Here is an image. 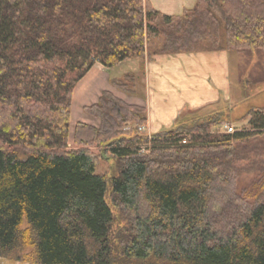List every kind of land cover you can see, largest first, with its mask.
I'll list each match as a JSON object with an SVG mask.
<instances>
[{
    "label": "trees",
    "instance_id": "1",
    "mask_svg": "<svg viewBox=\"0 0 264 264\" xmlns=\"http://www.w3.org/2000/svg\"><path fill=\"white\" fill-rule=\"evenodd\" d=\"M200 51L245 57L240 83L264 84V0H197L181 16L148 0H0L1 259L264 264V107L242 117L247 130L210 134L227 118L216 112L144 153L147 134L124 128L146 126V108L104 91L83 108L100 124L70 138L74 90L96 61ZM135 79L113 84L132 94ZM182 133L185 146L163 142Z\"/></svg>",
    "mask_w": 264,
    "mask_h": 264
},
{
    "label": "rangeland",
    "instance_id": "2",
    "mask_svg": "<svg viewBox=\"0 0 264 264\" xmlns=\"http://www.w3.org/2000/svg\"><path fill=\"white\" fill-rule=\"evenodd\" d=\"M150 50L154 51L155 48L154 49L150 48ZM193 53H196V52H193ZM193 53H190V54H193ZM139 58L140 57L132 58L114 67L105 66L106 69H103V70L100 69L98 65L95 67L93 66L92 69L85 75L87 77L85 78V81L81 84V86H83V84H85L86 82L89 83L90 88L94 89V93H90L92 94L93 98L96 96L95 91H97L98 89L101 90L104 86L106 87L105 88L106 90L104 91H110L114 95L115 93L113 91L118 92L119 94H122V95H125L126 93L130 94L114 86L113 81L117 79H122L127 73H133L132 71H134L135 73L133 74H135V77H136L135 85H134L135 92L137 91V93L140 94V96L142 97L141 91L143 90L147 92V90H145L144 87H146V89L148 87L144 85L146 80L144 81V72H142L144 70L143 61H141V59ZM167 58L168 57H162V58L156 59V62L160 66L162 67L166 66V68L168 67L169 69H166V70L162 69V71L160 70L162 73L158 76L159 78H157L156 81H158V83L160 84L164 82V86L160 85V87H158V90L163 89L161 91L162 93L156 92L154 96L158 100L157 104L160 105L159 108L160 109L163 108V110H160V112L158 113V116H159L158 121H161V122L170 121V125L159 127L158 130L154 131L150 127L149 125L150 123L148 121V124L141 130L143 131L142 134L144 135L150 134V136L147 135L148 144L138 145V146H141L142 151L144 153L150 150L151 147L154 145V142H155L154 136L157 133L163 132L165 130H170L175 127L183 126V125L192 126L194 123L196 124L197 122L205 121V118L207 116L212 115L216 112H223L224 116L227 118L226 119L223 118L222 121H217L215 124H213V126L210 128V131H209L210 134L221 135L224 133H228L226 132L224 123L228 124L229 126L228 128L232 127L234 131L247 130L249 128L248 126L249 119L241 120L242 117L251 108L264 106V84L250 85L244 88L242 84L240 85L238 84L236 80V75L234 74L232 75L230 73L231 79L229 81V90H232V95H231L232 97L228 101L227 99L229 97L226 91H223L220 89L215 90L216 86H213V85L211 86V88L207 86L206 78L210 81L211 78L213 79L216 76L215 75L216 71L212 69L211 64L204 63V67L197 68L194 63H192L191 65L189 63L187 64L183 63V65H187L185 66L186 72H183V71L178 72L177 70L179 66L177 65L178 67L172 68L171 63L166 62ZM240 58H241L242 63H244V66H241V67H243L244 73H246V71H248L251 68V65L250 64L246 65L247 61L245 57L240 56ZM136 59H139V60H136ZM152 65H156V64L155 63L147 64L148 73H150L149 72L150 66ZM172 69H176L177 72L174 74V71ZM260 73L262 72L260 71ZM260 73L259 75H261ZM161 77L163 78L162 81L160 79ZM98 84H101L102 86ZM96 85H98V87ZM189 90H190V95H185V94H188ZM152 91L155 92L153 88H150L151 93ZM183 91H186V92L184 93ZM241 91L242 93H240ZM203 97H204L205 102L202 103L201 100L203 99ZM73 98H74V94H73ZM221 99L228 101V103L224 104L221 101ZM135 101L137 102L138 100L136 99ZM138 102H141V101H138ZM90 103H87V104H90ZM84 105L85 104L81 103L80 97L78 95L75 98L74 102H72L71 121H70V138L71 139H73L74 132H75V126L78 122H84V123L92 124L95 126H98L100 124V119L98 117L91 116L83 110ZM228 121H231V123L229 124ZM139 126L141 127V125ZM139 126L134 125V124H129L125 126L124 132L127 133L128 131H132V129L139 127ZM190 140H191L190 136L188 137V135H184L182 133L175 137L169 138L168 140H165L163 142L172 143L173 145H176V146H185L187 143L190 142ZM70 146L73 147V144L71 143ZM108 154L112 155L111 153H108ZM260 160L263 161V163L260 165H264V159H260ZM253 161L254 159L250 160L249 162H253ZM243 164L245 165L246 163H243ZM99 168L102 172L111 174L112 163L108 159H105V160L102 159L100 161ZM242 175L243 176L241 177L240 185L247 186L250 180L249 177L254 176L255 173L248 172V173H243ZM0 263L1 264H29V263H25L21 261L14 262V261H10L9 259L6 260V259H1V258H0Z\"/></svg>",
    "mask_w": 264,
    "mask_h": 264
},
{
    "label": "crops",
    "instance_id": "3",
    "mask_svg": "<svg viewBox=\"0 0 264 264\" xmlns=\"http://www.w3.org/2000/svg\"><path fill=\"white\" fill-rule=\"evenodd\" d=\"M148 1L153 5V7L156 10L160 11L163 14L170 15V16L171 15H174V16L183 15L186 10L193 9L196 5V2H197V0H148ZM162 57H168L166 62L171 63L172 68L179 66V68L177 70L178 72H181V71L186 72L185 66H187V65H183V63H185V64L189 63L190 65L192 63H194L197 68L198 67H204V63L211 64L212 69L216 71V74H215L216 76L213 79L211 78L210 81L206 78L207 86L209 88H211V86L213 85V86H216L215 90L220 89V90L226 91L228 94V97H229L227 99L228 101L232 97L231 96L232 90H229V81L231 79L230 73L232 75L233 74L236 75V80H237L238 84L239 85L241 84L240 83V76H239L240 75L239 74V65L241 62V58L238 54H236V53L234 54L233 52H229V51H221V52L200 51V52H196L193 54H190V53H181V54H174V55H172V54L171 55L170 54L169 55L168 54H164V55L155 54L152 57H149V55L146 54L145 57L144 56H143V58L140 57L139 59H141V61H143V69L144 70L142 72H144V81L146 80L144 85H146L148 87L147 89H146V87H144V89L147 90V92L142 90L143 91V92L141 91L142 97L140 96V94L137 93V91L135 93H132V95H130L131 93L130 94L126 93L127 95L126 94L122 95V94H119L118 92H115V91H113V92L115 93V95L122 98L123 100H125L128 103L145 107L147 110L148 121L150 123L149 125L152 128V130H154V131L158 130L159 127L170 125V121H167V122L158 121V119H159L158 113L160 112V110H163V108H161V109L159 108L160 105L157 104L158 100L154 96L156 92L162 93L161 91L163 89L158 90V87H160V85L164 86V82L160 84V83H158V81H156V79L159 78L158 76L162 73L161 72L162 69H164V70L169 69L168 67L166 68V66H163V67H165V68H163L162 66H160L156 62V59H159ZM139 59H136V60H139ZM121 63H123V62H121ZM121 63H119V64H121ZM150 63H155L156 65L150 66V71H149L150 73H148L147 72V64H150ZM97 65L102 70L106 69V67L104 65H102V63H100L99 61L95 62L94 67ZM172 70L174 71V74L177 72L176 69H172ZM132 72L135 73L134 71H132ZM219 73H220V75H219ZM224 76H226V77H224ZM86 77L87 76H85L76 86V88L74 90L73 102L78 95L80 97L81 103L85 104L84 106H89V105L95 104L99 100L101 93L104 90H106L105 89L106 87L104 86L101 90L98 89L97 91H95L96 96L93 98L92 94H90V93H94V89L90 88L89 83L86 82L85 84H83V86H81V84L85 81ZM160 79H161V81L163 80L162 77ZM98 85H101V84H98ZM98 85H96V86L98 87ZM150 88H153L155 92L152 91V93H151ZM183 92L185 93L186 91H183ZM240 93H242V91ZM185 95H190V90H189L188 94H185ZM136 99L138 101H141V102H138V101L136 102L135 101ZM198 99H199V97H198ZM201 101H202V103L205 102L204 97ZM221 101L224 104L228 103V101H225L223 99H221ZM90 102H92V103H90ZM181 102H183V101H181ZM87 103H90V104H87ZM172 121H173V119H172Z\"/></svg>",
    "mask_w": 264,
    "mask_h": 264
},
{
    "label": "built area",
    "instance_id": "4",
    "mask_svg": "<svg viewBox=\"0 0 264 264\" xmlns=\"http://www.w3.org/2000/svg\"><path fill=\"white\" fill-rule=\"evenodd\" d=\"M224 125H225V128H226V132L231 133L232 131H234L232 129V127L228 128L229 127L228 124L224 123Z\"/></svg>",
    "mask_w": 264,
    "mask_h": 264
},
{
    "label": "bare ground",
    "instance_id": "5",
    "mask_svg": "<svg viewBox=\"0 0 264 264\" xmlns=\"http://www.w3.org/2000/svg\"><path fill=\"white\" fill-rule=\"evenodd\" d=\"M142 128H144V126H141V127H139L138 129H139V131H141L142 130ZM142 132V131H141ZM235 132V131H234ZM233 131L231 132V133H234ZM147 135H149L150 136V134H147Z\"/></svg>",
    "mask_w": 264,
    "mask_h": 264
}]
</instances>
